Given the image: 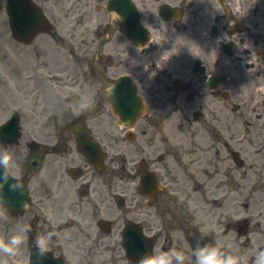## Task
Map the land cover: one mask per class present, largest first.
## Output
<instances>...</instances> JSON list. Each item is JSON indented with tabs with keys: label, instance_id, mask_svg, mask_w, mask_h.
Returning <instances> with one entry per match:
<instances>
[{
	"label": "flooded vegetation",
	"instance_id": "obj_1",
	"mask_svg": "<svg viewBox=\"0 0 264 264\" xmlns=\"http://www.w3.org/2000/svg\"><path fill=\"white\" fill-rule=\"evenodd\" d=\"M208 1L209 7H217L216 0H205ZM192 3H197L196 0ZM257 8L254 10L256 11ZM192 13L196 15V9L192 10ZM156 86L161 91H168V83L170 80L168 78L164 79V76H158L156 78ZM184 91H176L174 93H184V104L183 106L175 105L174 108L181 110L184 120L187 123L196 121L194 115H186L185 112L189 110L187 104L186 96L190 94H195L198 96L205 95V80L202 76L192 77V82L184 86ZM173 102H175L173 100ZM168 141H162V144L156 141H150L151 149L153 155L157 158H164L169 152L168 148L164 146L163 143ZM188 155L191 159V154L196 153L193 149L188 148ZM111 162V158L108 159ZM194 165V169H190V165ZM202 164V161L196 155L191 161H189L188 166L184 169V180L186 183L185 198L182 197L181 201H174L170 196V193L155 192L153 199L151 201V206L153 208V213L156 218L162 223H166L169 219L175 222L172 226L173 235L170 234H160V231L155 235V239L162 238L163 241L168 242L169 245L174 241L175 237L179 236L180 231L184 240L193 241L198 239L199 241L209 240L216 241L218 235L216 234V228L218 226H224L226 234L231 232V236L234 241L238 240V221L230 218V212L224 213V220L216 217L215 209H231L235 210L238 203V189H239V171L238 170H207L206 168L197 169L198 166ZM155 167V166H154ZM157 179V178H156ZM158 180V179H157ZM176 187L179 185L183 186V181H175ZM181 187V186H180ZM182 190V188L180 189ZM237 192V195L233 191ZM148 201V198H147ZM204 210L205 217H202L196 223L194 222V214L197 208ZM209 211V212H207ZM223 222V223H221ZM159 228V226H157Z\"/></svg>",
	"mask_w": 264,
	"mask_h": 264
},
{
	"label": "clouds",
	"instance_id": "obj_2",
	"mask_svg": "<svg viewBox=\"0 0 264 264\" xmlns=\"http://www.w3.org/2000/svg\"><path fill=\"white\" fill-rule=\"evenodd\" d=\"M115 94V85L112 84L105 90L104 95L112 96ZM82 107L86 110H91L93 105L85 103ZM12 157L8 152L0 153V168L3 172L0 173V190L5 185L10 191L19 190L23 193L24 185L19 177H10L8 169L10 167ZM13 181L9 183V179ZM23 208H27L28 204L24 203ZM9 215V205L3 196H0V218H7ZM31 231L30 227H22L17 234L12 235L7 242L0 238V254L14 257L21 247L27 241V233ZM54 233H49L46 237L42 236L34 242L35 254L37 258L42 259L49 251V242ZM192 256L195 259V264H247V261L241 260L239 255H234L230 252H225L223 246L206 245L193 250ZM184 254L177 250L161 251L157 254L143 255L138 264H184ZM0 264H8L6 260H0ZM252 264H264V248L257 250Z\"/></svg>",
	"mask_w": 264,
	"mask_h": 264
},
{
	"label": "rangeland",
	"instance_id": "obj_3",
	"mask_svg": "<svg viewBox=\"0 0 264 264\" xmlns=\"http://www.w3.org/2000/svg\"><path fill=\"white\" fill-rule=\"evenodd\" d=\"M3 3H4V0H0V42H2V41L6 42L7 41V39H6L7 38V35H6L7 34V32H6V30H7V19H6L5 13L3 12L4 11ZM49 6L53 9V11H55L57 9L56 7L58 6V3L50 1ZM59 30L62 31V33H66V32H68L69 34L71 33L70 26L64 27L63 23L60 25ZM4 37H5V39H4ZM36 42H38V44L41 45L46 52H50L52 47H53L51 42L46 37H39L36 40ZM29 53L30 54H28L27 52H24V50H22L20 48V45L15 44L13 57H14L16 63L17 62L19 63L18 65H20V66L22 65V63H23L22 60H23V58L27 57V54H28V58L29 57L33 58L34 53H31L30 51H29ZM16 74H17V70L15 71L16 83L18 84L17 87L20 89H25L26 87L21 86L19 83V77L20 76H16ZM28 93H29V96L32 100L27 99L28 107H26V108H29V104H31L32 102L37 100V97L34 96V92H32V93L28 92ZM43 98L45 100V105H47V107H50V111H53V113H54L53 108H56L58 110V109H61V107L63 105L62 101L54 93H50L49 91L46 93V96L43 93ZM25 113H27V110H25ZM48 121H54L51 114L49 115ZM26 124H27V134L28 135L39 136V130L36 128L37 124H38L36 119L30 118V119L26 120ZM2 151H3L2 153L5 152V150H2ZM253 156L256 157L257 155L253 154ZM34 194L35 195L33 196V198L38 197L39 196V190L34 189ZM19 230H20L19 225L11 226L10 222L7 220V218H0V238L4 239L6 242L12 235L17 234L19 232ZM17 255H20V254L16 253V255H15L16 258H17ZM8 257L10 258V256H5L3 254H0V260H6L8 262Z\"/></svg>",
	"mask_w": 264,
	"mask_h": 264
}]
</instances>
